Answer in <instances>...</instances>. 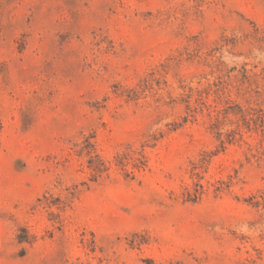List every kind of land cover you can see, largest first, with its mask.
<instances>
[{"label": "rangeland", "instance_id": "374dc122", "mask_svg": "<svg viewBox=\"0 0 264 264\" xmlns=\"http://www.w3.org/2000/svg\"><path fill=\"white\" fill-rule=\"evenodd\" d=\"M0 264H264V0H0Z\"/></svg>", "mask_w": 264, "mask_h": 264}]
</instances>
